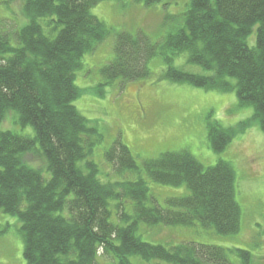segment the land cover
I'll use <instances>...</instances> for the list:
<instances>
[{"label":"trees","instance_id":"1","mask_svg":"<svg viewBox=\"0 0 264 264\" xmlns=\"http://www.w3.org/2000/svg\"><path fill=\"white\" fill-rule=\"evenodd\" d=\"M105 1L25 0L23 27L11 32L0 23V213L21 221L26 264H100L101 258L108 264H133L132 257L164 264H231L228 250L221 247H167L146 243L138 235L142 224H199L219 236L238 234L242 210L231 163L205 167L185 151L146 161V178L190 191L189 196L168 199V208H162L148 207L147 180L121 141L105 160L122 180L103 183L99 167L88 161L96 130L74 106L83 94L76 73L84 56L111 35L91 13ZM157 2L146 0L147 5ZM187 9L179 20L171 18L176 26L161 44L143 33L117 34L115 58L102 70L106 84L149 79V63L160 57L167 65L165 80L236 92L240 108L254 109L252 119L240 125L241 132L252 123L264 132V0H191ZM252 34L255 46L248 43ZM184 53L210 75L174 67V59ZM12 111L18 114V125L34 129L33 137L1 128ZM208 131L218 153L235 136L234 129L219 122L209 124ZM38 145L49 179L26 163Z\"/></svg>","mask_w":264,"mask_h":264},{"label":"rangeland","instance_id":"2","mask_svg":"<svg viewBox=\"0 0 264 264\" xmlns=\"http://www.w3.org/2000/svg\"><path fill=\"white\" fill-rule=\"evenodd\" d=\"M24 1L0 0V23L5 30L13 32L17 25L19 28L25 25ZM190 1L159 0L147 5L146 0H109L91 10L106 24L111 35L84 56L82 68L76 73V86L83 94L74 106L96 130L93 154L88 161L99 167V179L107 184L122 180L117 170L105 160V154L118 141L130 149L141 177L145 178L144 163L165 153L189 152L205 167H213L219 161L231 163L236 172V200L242 210L238 234L219 236L199 224L194 227L142 224L138 235L146 243L167 247L187 243L221 247L228 250L231 264H264V132L255 123L242 132L240 130L242 123L252 119L254 109L240 108L236 92L208 91L165 80L163 75L167 65L160 57L150 61L151 77L146 80L124 82L118 79L106 84L102 75L104 67L115 58L117 34L138 36L143 33L151 42L161 44L176 26L171 18L179 17V20L187 12ZM255 41L256 35L252 34L248 43L255 46ZM173 66L210 75L202 67L191 64L187 53L176 57ZM17 120V112H9L1 128L20 136L35 135L31 126L21 127ZM214 122L235 131L231 144L221 153L214 151L209 140V124ZM42 154L38 145L27 156L26 163L49 179L47 162ZM126 178L137 180L139 176ZM146 180L150 191L148 207L168 208V199L190 195L186 186H163ZM238 251L249 253L251 258L243 257ZM104 260L101 258L100 264H108ZM131 261L133 264H164L144 262L139 257H132ZM0 264H26L22 223L18 217L3 212L0 213Z\"/></svg>","mask_w":264,"mask_h":264}]
</instances>
